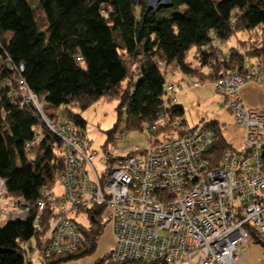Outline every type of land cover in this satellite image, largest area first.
Here are the masks:
<instances>
[{
    "label": "trees",
    "instance_id": "16d2710c",
    "mask_svg": "<svg viewBox=\"0 0 264 264\" xmlns=\"http://www.w3.org/2000/svg\"><path fill=\"white\" fill-rule=\"evenodd\" d=\"M173 3L154 13L139 0H37V7L29 0H0V177L7 183L8 196L24 199L32 209L27 221L4 226L0 222V264H33L31 257L36 253L42 264L90 256L97 250L105 213L102 207L85 210L89 225L76 222L80 246L75 253L46 256L44 235L33 223L36 202L45 190L55 193L57 186L62 188L58 177L64 163L63 143L45 129L38 146L27 149L36 129L43 125L42 119L19 95L11 96L9 87L2 86L4 82L10 80L17 88L18 80L23 79L44 101L47 115L53 117L56 110L63 109L65 118L84 130L87 122L80 111L103 98L118 102V120L106 132L105 149L118 133L124 114L126 132L147 131L157 121L168 104V81L196 78L214 82L221 67L254 71L247 69L248 59H259L258 64L264 66V0ZM37 8L44 15L43 24L38 21ZM182 8L183 13L177 12ZM244 33L254 36L250 45L240 38L228 55L223 54L220 45ZM194 48L192 62L188 53ZM159 61L167 70L160 69ZM175 74L179 78L174 79ZM167 113L186 122L185 110L178 104L167 107ZM203 127L216 134L211 156L212 166H216L232 146L218 122ZM173 134L170 128L148 133L152 145ZM251 235L259 237L254 230ZM94 264L156 263L115 262L110 251Z\"/></svg>",
    "mask_w": 264,
    "mask_h": 264
},
{
    "label": "built area",
    "instance_id": "2783aa9c",
    "mask_svg": "<svg viewBox=\"0 0 264 264\" xmlns=\"http://www.w3.org/2000/svg\"><path fill=\"white\" fill-rule=\"evenodd\" d=\"M161 70L166 65L159 61ZM214 81L223 107L244 132L243 150L229 147L212 166L216 134L192 129L167 113L178 104L179 88H200L203 81L166 84L168 104L148 133L170 128L173 136L141 151L119 155L115 145L103 149L100 172L97 151L84 129L55 113L50 117L39 99L20 78L17 88L4 82L11 96L33 107L43 125L27 149H34L44 130L63 143L62 194L47 189L36 202L34 226L43 233L46 256L75 253L80 246L76 222L86 209L109 211L115 239L113 261L139 260L156 264H235L246 254L250 232L264 238V111L249 108L242 89L264 81V66L255 71L221 67ZM32 213L24 199L8 196L0 177V222L27 221ZM25 247H28L26 244ZM40 249L37 247L36 250Z\"/></svg>",
    "mask_w": 264,
    "mask_h": 264
},
{
    "label": "rangeland",
    "instance_id": "374dc122",
    "mask_svg": "<svg viewBox=\"0 0 264 264\" xmlns=\"http://www.w3.org/2000/svg\"><path fill=\"white\" fill-rule=\"evenodd\" d=\"M33 7H37V0H29ZM170 11V10H168ZM166 11V12H168ZM184 12V8L177 11ZM37 17L40 24L44 23V15L37 8ZM264 32V30H263ZM254 36L252 34H240L233 37L230 42L220 45V50L223 54L228 55L232 47L237 44L238 39L246 41L250 45V40ZM241 46V45H240ZM195 51L192 49L188 53V60L195 61ZM218 51L217 54H221ZM252 59H248L251 61ZM133 73L137 71L133 69ZM170 79L169 76L166 77ZM199 80L196 78L188 79L187 81ZM264 83V81H260ZM259 82V83H260ZM186 83V81H185ZM178 105L185 110L184 119L192 129L198 130L205 124L210 122H218L223 127V134L231 146L238 150H243L244 147V132L239 128L230 112L222 107V98L217 94L214 82L208 79L200 88L188 89L184 84L179 88ZM118 102L108 99H100L86 111H80L82 117L86 120L87 126L85 129L87 137L93 142L97 151V161L95 166L101 172L103 166L99 163L103 160V147L106 145L108 136L107 131L111 130L118 120L116 108ZM78 110V109H76ZM55 113L65 119L63 109L56 110ZM160 137L159 139H161ZM150 143V136L147 131L126 132L125 130V114L122 116V121L118 128V133L115 134L108 146L115 145L119 151V155L125 156L131 151L137 152L146 149ZM57 195L62 194V188L57 186L55 189ZM109 211H105L103 219V232L98 240V247L94 254L78 259H73L62 264H94L100 258H103L114 247V237L109 222ZM78 222L84 226L89 225L87 216L82 213L78 218ZM261 240V241H260ZM66 255V254H64ZM33 264H42L41 255L36 253L32 257ZM235 264H264V238H259L257 235L250 236L249 246L246 254L239 258Z\"/></svg>",
    "mask_w": 264,
    "mask_h": 264
},
{
    "label": "crops",
    "instance_id": "0c3cea01",
    "mask_svg": "<svg viewBox=\"0 0 264 264\" xmlns=\"http://www.w3.org/2000/svg\"><path fill=\"white\" fill-rule=\"evenodd\" d=\"M259 61V59L247 61V69H253L255 71L262 67L263 63L262 65L260 63L258 64ZM206 71H208V69H206ZM173 77L174 79L179 78V74H175ZM241 97L252 110L264 111V83L253 82L245 86L241 91Z\"/></svg>",
    "mask_w": 264,
    "mask_h": 264
},
{
    "label": "water",
    "instance_id": "95a60500",
    "mask_svg": "<svg viewBox=\"0 0 264 264\" xmlns=\"http://www.w3.org/2000/svg\"><path fill=\"white\" fill-rule=\"evenodd\" d=\"M141 1H145L148 10H152L154 13L159 12L161 9H169L174 6L173 0H139V2Z\"/></svg>",
    "mask_w": 264,
    "mask_h": 264
}]
</instances>
